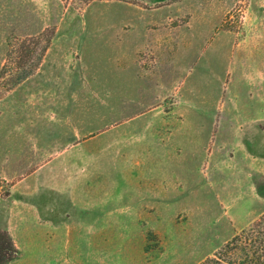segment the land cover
<instances>
[{
	"label": "rangeland",
	"instance_id": "374dc122",
	"mask_svg": "<svg viewBox=\"0 0 264 264\" xmlns=\"http://www.w3.org/2000/svg\"><path fill=\"white\" fill-rule=\"evenodd\" d=\"M262 214L264 0H0L9 264H198Z\"/></svg>",
	"mask_w": 264,
	"mask_h": 264
},
{
	"label": "trees",
	"instance_id": "16d2710c",
	"mask_svg": "<svg viewBox=\"0 0 264 264\" xmlns=\"http://www.w3.org/2000/svg\"><path fill=\"white\" fill-rule=\"evenodd\" d=\"M53 35L54 31L42 33L39 40H42L43 44L39 50L32 47L21 52L22 62L18 69H24L15 73L12 79L13 84L25 80L32 69L37 67ZM38 43L34 45L37 46ZM17 256L18 248L12 238L6 231H0V264H9ZM198 264H264V214L253 221L249 227L232 236L212 256Z\"/></svg>",
	"mask_w": 264,
	"mask_h": 264
},
{
	"label": "crops",
	"instance_id": "0c3cea01",
	"mask_svg": "<svg viewBox=\"0 0 264 264\" xmlns=\"http://www.w3.org/2000/svg\"><path fill=\"white\" fill-rule=\"evenodd\" d=\"M88 237H89L88 232L85 233L82 231L80 232L78 230H55L53 232V237H52L53 239L52 249L55 252L60 251L61 253L63 252L64 254H68L71 252V249L74 245L72 240L77 239V238H88ZM47 238L49 237L45 235L44 239H47ZM90 238H93V235H90ZM58 244H61L59 245L61 246L60 248L57 247ZM46 249H49V248H46Z\"/></svg>",
	"mask_w": 264,
	"mask_h": 264
}]
</instances>
